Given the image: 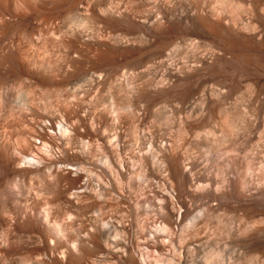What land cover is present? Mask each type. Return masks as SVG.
Returning <instances> with one entry per match:
<instances>
[{
  "label": "bare ground",
  "instance_id": "6f19581e",
  "mask_svg": "<svg viewBox=\"0 0 264 264\" xmlns=\"http://www.w3.org/2000/svg\"><path fill=\"white\" fill-rule=\"evenodd\" d=\"M157 232L264 264V0H0V264H149Z\"/></svg>",
  "mask_w": 264,
  "mask_h": 264
},
{
  "label": "rangeland",
  "instance_id": "374dc122",
  "mask_svg": "<svg viewBox=\"0 0 264 264\" xmlns=\"http://www.w3.org/2000/svg\"><path fill=\"white\" fill-rule=\"evenodd\" d=\"M210 87H211V84L209 85ZM212 86H215V85H212ZM194 104L196 103L195 101L193 102ZM194 104H190V106L191 107H194ZM43 150V149H42ZM44 151H47L46 149H44ZM196 203V202H195ZM197 204V203H196ZM197 213V212H196ZM195 212H194V214H193V216L190 218V219H192V218H194V217H196L197 215H198V213L196 214ZM146 217H153V218H157V216L155 215V213H153V212H150V213H147L146 214ZM190 219L188 220V221H185L184 223H183V227L182 226H180L179 228H177V233H180L181 231H182V229H184L187 225H190V222L193 220H191L190 221ZM180 229V230H179ZM203 232H200L201 234H200V237H201V235H202V238H204L205 237V234H207L208 232L206 231V230H202ZM205 231V232H204ZM157 234L159 235V236H161V241L162 242H164L165 244H166V246H167V249H166V253L165 254H163V255H157V254H153V253H149V251H147V250H143V252L144 253H146V256H145V254H144V259L150 264V263H152L153 262V264H165L164 263V261H165V259H168V257H167V255H173V254H178V251H177V245H176V247L173 245V244H171V243H169L168 242V240L164 237V235H163V233H161V232H157ZM205 239V238H204ZM177 244V243H176ZM206 249V251H204ZM207 253H208V249H207V247H204L203 249H202V253L200 254V255H195L194 253H192L191 254V257H190V264H201L202 263V261H204V258H205V256L207 255ZM147 254H150L148 257H147ZM152 256H154V257H152ZM147 258H149V260L147 259ZM152 259H153V261H152Z\"/></svg>",
  "mask_w": 264,
  "mask_h": 264
}]
</instances>
